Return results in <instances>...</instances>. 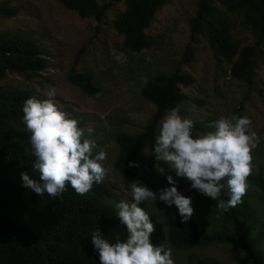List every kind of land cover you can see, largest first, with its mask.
<instances>
[{
  "label": "trees",
  "instance_id": "1",
  "mask_svg": "<svg viewBox=\"0 0 264 264\" xmlns=\"http://www.w3.org/2000/svg\"><path fill=\"white\" fill-rule=\"evenodd\" d=\"M110 0L99 5L97 0H58L66 9L80 18H94L101 22L114 3ZM169 0H125L126 10L113 22L114 30L123 36L122 49L140 53L154 45V39L145 30L155 13ZM15 10L0 3V14L9 17ZM242 18L243 25L255 37L252 46L240 47L230 33V16ZM191 41L187 45L182 63L193 56L192 44L203 34L218 58L228 62L236 58L230 69L231 79L253 86L256 58L264 48V0H199L196 17L190 21ZM83 47L68 73V81L90 97L99 89L94 78L79 72L77 66ZM259 53V54H258ZM46 53L37 41L7 32H0V80L8 74L25 79L42 76L47 70ZM193 76L177 70L172 74L157 73L151 76L141 91L143 99L152 103L156 111L137 134L120 133L114 137L117 155L113 167L129 182L143 181L139 171L141 154L147 150L152 163L163 166L153 158L152 146L158 134V123L165 110L186 98L180 86L187 87ZM33 97L27 90H0V264H99L97 253L90 242L94 229L114 242L126 237L124 226L115 216V208L104 204L109 190L102 183L93 184L89 192L80 195L66 184L65 191L57 196L38 197L22 186L20 174L26 173L38 180L39 173L32 170L35 158L31 155L29 135L22 123V105ZM180 114L185 116L180 110ZM193 121V120H192ZM194 122L193 134L206 132L203 125ZM28 150V151H26ZM134 162L136 166H129ZM246 183L258 190V201L264 213V173L250 172ZM227 189L218 199L227 200ZM202 219L195 210L186 222H181L177 209L165 213L164 236H150L153 244L165 242L175 250L202 249L212 244L229 245L238 250L246 264H264V231L257 229L254 207L240 198L228 211L215 207L203 210ZM153 222L155 215H149ZM195 264H222L210 259L197 260Z\"/></svg>",
  "mask_w": 264,
  "mask_h": 264
},
{
  "label": "rangeland",
  "instance_id": "2",
  "mask_svg": "<svg viewBox=\"0 0 264 264\" xmlns=\"http://www.w3.org/2000/svg\"><path fill=\"white\" fill-rule=\"evenodd\" d=\"M97 1L102 5L110 0ZM0 3L15 10L9 17L0 14V32L37 41L48 61L42 76L25 79L8 74L0 80V90H27L33 97L45 99L47 92L55 89L53 99L59 109L76 119L84 135L98 145L93 154L100 150L106 154L102 164L110 172L101 182L109 190V196L102 199L104 204L114 207L115 202L131 199L127 185L130 182L113 167L117 155L114 137L120 133L137 134L152 118L156 107L142 98L141 91L147 80L157 73L169 75L180 70L193 76L191 85L180 86L186 98L179 109L186 117L201 123L205 131H211V123L221 116L249 118L250 130L260 137L256 147L250 149L249 173H264V48L256 58L252 87L231 79L230 69L237 57L232 62L216 57L203 34L197 35V42L191 46L193 58L182 63L191 41L190 21L196 17L199 0H169L155 13L145 30L154 39V45L140 53L124 51L123 36L113 28L116 17L126 10L125 0L115 2L101 22L92 17L80 18L58 0H0ZM230 22V33L240 47L254 45L255 37L244 27L241 17L231 15ZM83 47L85 51L77 70L93 76L99 89L98 95L93 97L68 81V73ZM163 164L152 163L145 150L138 164L144 179L139 182L157 193L170 186L166 176L171 175L177 190L191 197V206L202 219L201 214L209 207L211 198L192 189L189 181L177 177L166 162ZM257 197L258 190L247 184L241 198L253 205L257 229L264 231V213ZM139 206L149 215H155L154 236H164L165 213L176 209L175 206H166L158 199L146 200ZM262 242L264 244V236ZM172 259L173 264H195L200 259L246 264L238 250L219 243L202 249L175 250Z\"/></svg>",
  "mask_w": 264,
  "mask_h": 264
},
{
  "label": "clouds",
  "instance_id": "3",
  "mask_svg": "<svg viewBox=\"0 0 264 264\" xmlns=\"http://www.w3.org/2000/svg\"><path fill=\"white\" fill-rule=\"evenodd\" d=\"M54 96L55 89H50L47 98L30 97L22 105V123L30 133V151L35 158L32 170L39 173V179L34 180L22 172V186L38 197H57L65 191L66 184L83 195L110 172L102 164L106 154L103 150L93 154L96 142L84 135L76 119L59 109ZM250 124L243 115L221 116L211 123V131L193 134L194 122L174 106L165 110L159 120L153 158L166 162L177 177L189 181L192 189L211 198L218 210L226 212L240 201L247 188L250 149L260 139L250 130ZM129 166L136 165L129 162ZM166 180L170 186L157 193L138 181L127 184L131 199L114 203L115 216L124 226L126 237L111 242L99 229L91 231L90 242L99 264H173L171 247L151 241L153 222L139 206L146 200L158 199L166 206L174 205L181 222L188 221L193 215L191 197L177 190L171 175ZM225 188L227 200L218 199Z\"/></svg>",
  "mask_w": 264,
  "mask_h": 264
}]
</instances>
